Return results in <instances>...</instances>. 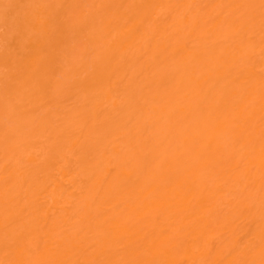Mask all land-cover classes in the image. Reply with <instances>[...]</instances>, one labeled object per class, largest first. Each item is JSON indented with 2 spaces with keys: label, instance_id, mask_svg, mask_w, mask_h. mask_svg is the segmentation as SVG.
Instances as JSON below:
<instances>
[{
  "label": "bare ground",
  "instance_id": "bare-ground-1",
  "mask_svg": "<svg viewBox=\"0 0 264 264\" xmlns=\"http://www.w3.org/2000/svg\"><path fill=\"white\" fill-rule=\"evenodd\" d=\"M0 264H264V0H0Z\"/></svg>",
  "mask_w": 264,
  "mask_h": 264
}]
</instances>
